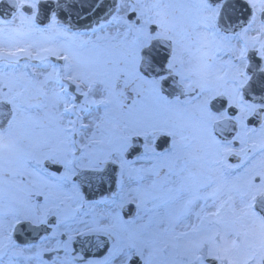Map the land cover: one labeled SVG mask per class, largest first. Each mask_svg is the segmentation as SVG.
Here are the masks:
<instances>
[{"label": "snow or ice", "instance_id": "6c2138e0", "mask_svg": "<svg viewBox=\"0 0 264 264\" xmlns=\"http://www.w3.org/2000/svg\"><path fill=\"white\" fill-rule=\"evenodd\" d=\"M0 264H264V0H0Z\"/></svg>", "mask_w": 264, "mask_h": 264}]
</instances>
